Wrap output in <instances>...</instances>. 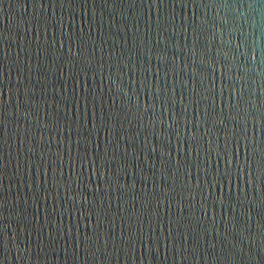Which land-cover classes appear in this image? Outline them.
Masks as SVG:
<instances>
[{
    "label": "water",
    "instance_id": "95a60500",
    "mask_svg": "<svg viewBox=\"0 0 264 264\" xmlns=\"http://www.w3.org/2000/svg\"><path fill=\"white\" fill-rule=\"evenodd\" d=\"M0 264H264V0H0Z\"/></svg>",
    "mask_w": 264,
    "mask_h": 264
}]
</instances>
